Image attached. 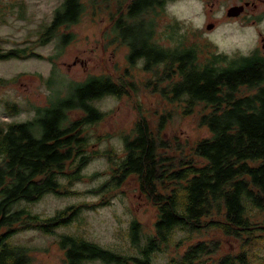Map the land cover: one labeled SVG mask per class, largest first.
Instances as JSON below:
<instances>
[{
	"label": "trees",
	"instance_id": "trees-1",
	"mask_svg": "<svg viewBox=\"0 0 264 264\" xmlns=\"http://www.w3.org/2000/svg\"><path fill=\"white\" fill-rule=\"evenodd\" d=\"M105 1L63 0L40 41L49 42L59 29L58 44L64 47L74 37L70 27L83 20L90 4L96 5L95 13L102 12L112 21L104 46L125 48L126 65L131 67L144 61L146 85L165 99L184 101L185 114L192 113L197 104L209 110L202 112L200 123L208 127L210 136L186 153L182 144L170 142L163 134L169 114H160L156 129L140 115L133 135L124 137L121 162L115 163L109 155L114 164L111 177L91 192L105 196L102 204L109 203L114 194L107 196V192L136 178L141 193L157 208L154 231L145 233L140 221H131L127 237L134 253L62 233L59 245L65 263L157 264L158 255L181 230L187 235L220 232L241 240L242 247L239 253L216 257L223 242L216 234L189 244L182 252L181 240L176 254L164 264H254L248 246L264 239V53L257 49L236 55L212 52L201 58L197 43L188 44L187 37L183 40L177 35V19L157 35L155 15L174 0H113L115 11L97 7ZM164 38L173 46H166ZM31 54L36 53L14 48L0 57ZM130 73L126 69L120 74L122 82L107 74L65 82L64 89L54 93L49 105L39 107L32 120L0 124V264L31 263L28 249L12 242L19 229L54 234L76 217L80 208L75 205L42 216L23 204L48 193L62 194V177L70 184L84 177L83 168L98 154L88 149L86 125L104 116L94 102L105 95H124L127 85L131 87L128 92L136 89L135 82L123 81ZM12 107L17 109L15 104ZM69 193L68 187L65 194Z\"/></svg>",
	"mask_w": 264,
	"mask_h": 264
},
{
	"label": "rangeland",
	"instance_id": "rangeland-1",
	"mask_svg": "<svg viewBox=\"0 0 264 264\" xmlns=\"http://www.w3.org/2000/svg\"><path fill=\"white\" fill-rule=\"evenodd\" d=\"M62 1H2L0 53L14 48H27L29 53L34 51L39 55L31 54L10 59L0 57V80L5 81L0 84V124L32 120L37 115L39 107L49 105L51 98L55 96L54 93L58 89H64L65 82L66 85L72 81H84L90 75H112L122 82L120 74L130 69L131 73L124 77L123 81L135 82L136 89L128 92L131 87L127 85V93L120 97L105 95L95 100L94 105L104 116L99 122L86 125L85 132L90 137L88 149L96 150L98 154L83 168L84 177L72 184L67 178L62 177V194L48 193L36 202L23 204L28 210L42 216H52L71 205L80 208L76 217L68 225L58 228L54 234L26 228L19 229L13 235L12 242L28 249L32 258L30 264H66L65 252L59 245L62 233L85 237L112 250L134 253L130 250L127 237L131 221L134 219L140 221L145 233L154 231L157 208L141 193L136 178H129L117 191L107 192V196L114 194L109 203L102 204L104 195L91 192L111 177L114 164L108 156L115 159V163L121 162L125 155L124 137L133 135L135 122L140 115H145L151 126L156 129L160 114L166 116L169 114L163 134L170 142L176 140L182 144L186 153L192 152L190 148L197 141L210 136L208 127L200 123L202 112L209 110L204 111L203 105L197 104L192 113L185 114L184 101L165 99L159 91L154 92L153 86L146 85L148 75L143 70L144 61H139L131 67L126 65L125 48L104 46L106 32L112 21L102 12L96 14V5L90 4L83 20L70 27L69 31L74 34L70 43L64 47L58 44L57 29L52 35L53 38L43 44L40 39L45 38L43 35L46 28L53 21L54 12ZM232 3L233 1L223 0L212 12L206 10L203 0H174L167 4L162 13L155 15V22L159 26L157 35L162 33L164 28L172 26L177 19L180 23L177 35L183 40L187 37L188 44L197 43L203 55L201 58L212 52L236 55L248 54L257 49L264 53L263 39L260 35L262 33L264 36V15L260 17L261 21L254 25L224 18L223 11ZM97 7L105 8L107 11H115L117 8L113 0H106L104 5ZM236 15L238 14L232 16ZM210 21L216 22L215 29ZM209 25L212 27L209 28ZM158 38L159 36L157 40ZM163 43L166 46H173L165 38ZM50 79L51 82L48 84ZM13 104L17 109L12 107ZM95 173L99 175L91 178ZM68 187L70 193L65 194ZM213 234L223 241L220 250L214 256L240 252L241 240L220 232L187 235L177 230L169 248L156 258L159 262L157 264H164L169 257L176 254L178 241L182 240L179 248L182 252L189 244L199 239L213 238L211 237ZM255 242L248 246V249L251 250L250 260L258 264L264 260V239L259 238Z\"/></svg>",
	"mask_w": 264,
	"mask_h": 264
},
{
	"label": "flooded vegetation",
	"instance_id": "flooded-vegetation-1",
	"mask_svg": "<svg viewBox=\"0 0 264 264\" xmlns=\"http://www.w3.org/2000/svg\"><path fill=\"white\" fill-rule=\"evenodd\" d=\"M221 1L223 0H203V5L206 8V10L209 9L210 11L213 12L219 6ZM229 1H233V3L226 6L225 10L223 11L224 18L241 20L244 24H250V25L257 24L261 21L262 18L260 17L264 15V8H261L262 6H264V0H229ZM234 6L242 7V9L240 10V13L235 17L229 16V10ZM252 16H254V18H252ZM246 20H248V22H246ZM209 23H212V25H214V29L215 27H217L216 22L210 21ZM260 35L263 39L262 48L264 49V36L262 35V33H260Z\"/></svg>",
	"mask_w": 264,
	"mask_h": 264
},
{
	"label": "water",
	"instance_id": "water-1",
	"mask_svg": "<svg viewBox=\"0 0 264 264\" xmlns=\"http://www.w3.org/2000/svg\"><path fill=\"white\" fill-rule=\"evenodd\" d=\"M241 9H242V7L234 6V7L230 8L229 15L232 16V15H235V14H239ZM211 27L212 26L209 25V28H211Z\"/></svg>",
	"mask_w": 264,
	"mask_h": 264
}]
</instances>
